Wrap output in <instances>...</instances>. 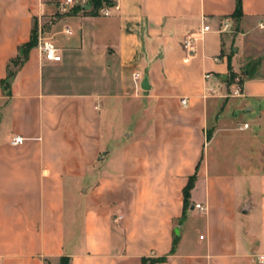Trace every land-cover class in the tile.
Segmentation results:
<instances>
[{
  "label": "crops",
  "instance_id": "0c3cea01",
  "mask_svg": "<svg viewBox=\"0 0 264 264\" xmlns=\"http://www.w3.org/2000/svg\"><path fill=\"white\" fill-rule=\"evenodd\" d=\"M109 1L0 0V264H259L264 0ZM35 26L62 59L36 44L8 77Z\"/></svg>",
  "mask_w": 264,
  "mask_h": 264
},
{
  "label": "built area",
  "instance_id": "2783aa9c",
  "mask_svg": "<svg viewBox=\"0 0 264 264\" xmlns=\"http://www.w3.org/2000/svg\"><path fill=\"white\" fill-rule=\"evenodd\" d=\"M54 2L58 5L59 11L62 13H70L74 11L77 8H80L83 10L85 6H90L89 9H93V0H54ZM109 4L104 1L103 7L100 8V12L104 15H110L111 14V7L108 6ZM115 8H117L115 6ZM86 9V10H89ZM260 27L264 28V23H260ZM210 26L207 24H204L202 27L199 28L197 32H188L184 38H183V49L185 51V62H189L194 55L196 54L197 51V44L199 41H201L205 34L210 31ZM66 32L71 33V29L69 27L66 28ZM38 45L39 49L47 60L51 61H60L62 59V56L60 54V48L59 46L55 43L54 39L50 36H46L42 28L39 29L38 31ZM211 77L210 73L205 74V78L209 79ZM134 78L135 80L140 79V75L138 72L134 73ZM237 87L235 91L233 92L234 95H238L241 92V85L239 83H236ZM211 89V88H210ZM214 90V88H212ZM183 104H187V99L183 98L182 100ZM247 126V124H245ZM25 137L20 136V135H14L10 139V143L12 145H20L23 144L25 141ZM196 207L200 208L201 210L204 209L201 204H197ZM258 263L259 264H264V254H261L258 256Z\"/></svg>",
  "mask_w": 264,
  "mask_h": 264
},
{
  "label": "trees",
  "instance_id": "16d2710c",
  "mask_svg": "<svg viewBox=\"0 0 264 264\" xmlns=\"http://www.w3.org/2000/svg\"><path fill=\"white\" fill-rule=\"evenodd\" d=\"M104 1H106V3H111V1L109 0H93V13H97L101 7H103L104 5ZM75 11H82V9L77 8L75 9ZM83 11H87V10H83ZM243 15V8H242V0H237V7H236V11L234 13V17L236 18H240ZM36 44H38V28L35 26L33 31H32V36L30 41H28L27 43L23 44L20 47V54L14 59L12 60V64L15 66L16 70H12L11 69V64H10V70H9V75L8 77H13L16 73V71L23 65V63L28 59L29 56V52L31 50L32 47H34ZM255 72V65L254 64H247L243 70V73L241 76H239L237 73H235L232 68L230 67V72L229 75L226 79L227 83L232 84V83H239L242 85L245 81L246 78L251 77ZM5 80L2 81V83H4ZM191 187V182L188 185L187 189H186V201L189 195V188ZM187 203V202H186ZM162 260V259H155V258H144L143 262L144 264H154L155 262ZM60 264H71L70 262V257L68 256H63L60 260Z\"/></svg>",
  "mask_w": 264,
  "mask_h": 264
},
{
  "label": "water",
  "instance_id": "95a60500",
  "mask_svg": "<svg viewBox=\"0 0 264 264\" xmlns=\"http://www.w3.org/2000/svg\"><path fill=\"white\" fill-rule=\"evenodd\" d=\"M90 8V6H85L84 7V9L86 10V9H89ZM142 88H144V89H148L149 87H148V79H147V77H145L144 78V80H143V82H142ZM178 231V230H177Z\"/></svg>",
  "mask_w": 264,
  "mask_h": 264
},
{
  "label": "rangeland",
  "instance_id": "374dc122",
  "mask_svg": "<svg viewBox=\"0 0 264 264\" xmlns=\"http://www.w3.org/2000/svg\"><path fill=\"white\" fill-rule=\"evenodd\" d=\"M259 42L261 43V48L264 49V36L258 37ZM15 69V67L12 65V70Z\"/></svg>",
  "mask_w": 264,
  "mask_h": 264
}]
</instances>
